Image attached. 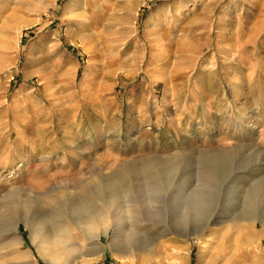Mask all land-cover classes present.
<instances>
[{"label": "rangeland", "instance_id": "1", "mask_svg": "<svg viewBox=\"0 0 264 264\" xmlns=\"http://www.w3.org/2000/svg\"><path fill=\"white\" fill-rule=\"evenodd\" d=\"M149 161L174 172L132 243L158 252L125 264H264V0H0V264H48L21 222L4 234L23 191L63 215L69 249L84 245L68 260L121 264L108 238L80 236L69 204L99 207L106 176ZM208 166L202 207L172 200Z\"/></svg>", "mask_w": 264, "mask_h": 264}, {"label": "bare ground", "instance_id": "2", "mask_svg": "<svg viewBox=\"0 0 264 264\" xmlns=\"http://www.w3.org/2000/svg\"><path fill=\"white\" fill-rule=\"evenodd\" d=\"M211 152H213V150ZM219 152H213V154H219ZM217 156H220V155H217ZM222 156L224 155L222 154ZM134 165L132 164V166ZM156 166H157V162H156V165H154L149 161V163L137 165L135 167H131L130 169H124L121 172L115 171V172H112L110 175L106 176L105 184L102 187L104 191L106 192H104L105 193L104 196L102 195L103 199H101L100 201L101 205L99 207L93 206L91 204V201H88V200H85V201L75 200L72 202V204H69L71 207L69 210L70 214L74 216V218H72L71 216L72 219L70 220L72 222L71 221L69 222L74 225V228H76V230H78V232L80 233V236L85 241L90 242V243H96L97 240L99 241L101 237L108 238L109 243L107 247L111 250V253L114 254L117 261H119L121 264H125L126 262L133 263L136 260H142L148 263H153V261L155 262L154 258L158 252L159 246L151 245L152 248L141 250V249L135 248L132 242L134 241V238L136 237V235H138L137 234L138 227H139L138 223H141V220H140L141 213L145 212L147 213V216H148V214L153 212V210L156 208L155 205L157 204L158 200L162 197V194L164 193V192L162 193V191L166 189L167 187L169 188V185H171V176H172L171 173L173 171L174 165L173 164H169L167 166L165 165L166 167L161 168V169H158ZM123 167L125 166L122 165V167H120L119 169ZM207 168H209V166ZM261 168H263V165H261ZM212 171H210V168L208 170L197 171L196 174L194 175V178L197 184L193 188V190H190V192L188 191V193L185 195H178V194L175 195L174 194V196H171L172 200L176 201L178 199L177 200L179 201L178 204L182 206V208L187 207V204L193 207H202L204 205L205 198H201V195H205V193L209 189H211V187H213L212 185H210L212 183V182L210 183V181L212 180V176L214 174ZM186 179H183V181L181 180V182L179 183L180 187L182 188L186 187L187 185L186 182L188 181ZM23 192L24 194H21V195H19V193L17 192H16L17 194H15L16 196L15 204L19 203L20 205L18 206V210L15 212L16 216L12 218H10L9 216L10 218L9 221L5 222V219H4L3 220L4 223L1 222V224L3 223L2 228H4V234L9 233L12 236H16L18 232V224L21 222L24 228L29 233L28 234L29 240L32 246L34 247L36 253L48 264H65V263L75 264L76 263L75 259H80V262H84V261L86 262L87 260H84L83 258L90 256V255L82 254L81 256L77 258L75 257L73 260H68L66 258V256L71 254L72 251L79 252V251L84 250L85 247L83 244H78L77 247L74 248V250L73 248L69 249L68 240L70 239V236L72 237L71 235L72 229L64 221L63 219L64 217H62L63 215L60 212L54 213V211L53 212L40 211L39 213L37 210H35V208L33 210L31 208L32 201L31 203H29V199H31L32 197L30 195L31 193L27 191H23ZM192 196L197 197L198 200H193ZM24 197H25V201L24 199H21ZM36 198H38V196ZM16 200L18 201V203ZM2 208L4 209V207ZM185 212L187 213V211ZM252 219L253 218L251 219L242 218V219H238V221H245L248 224L249 233L254 236V233L257 232V224L255 223L256 219L255 220H252ZM259 223L261 227L260 232H262L264 228L263 219H262V222H259ZM110 230L112 231V234L108 236V232ZM186 233H188V231ZM189 236H190L189 234H186V236L184 237L189 238ZM200 237H201L200 234H197V236L193 237L192 240H193L194 245H197V244L200 245L199 244ZM13 241L16 247L19 248L22 246V242L19 239L15 238V240L13 239ZM97 247H99L101 251H103L104 249V247L102 246H97ZM160 249L162 250V252H164L166 256L168 250L164 247ZM236 252L239 253L238 251ZM241 252L242 251H240V253ZM29 253L30 252H27L25 253V255L22 256L21 260L23 261L20 264H32L30 261L31 256ZM224 253L222 254L223 256H224ZM166 257H164V259ZM232 258L235 261L240 259L242 260V262H244L246 260V256L244 255V253H241L239 256L235 254L233 255ZM166 261L168 262L167 259H165V262ZM166 264H171V263H166Z\"/></svg>", "mask_w": 264, "mask_h": 264}]
</instances>
